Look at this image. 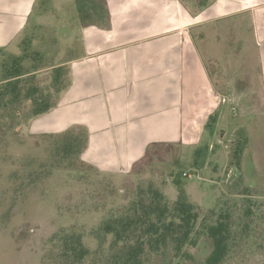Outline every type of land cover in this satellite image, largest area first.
<instances>
[{
  "label": "crops",
  "instance_id": "crops-1",
  "mask_svg": "<svg viewBox=\"0 0 264 264\" xmlns=\"http://www.w3.org/2000/svg\"><path fill=\"white\" fill-rule=\"evenodd\" d=\"M196 1L0 0V59H18L28 44L44 58L48 30L57 48V64L21 71L60 69L51 111L27 132L72 136L79 128L82 160L124 175L159 146L196 149L246 91L257 93L263 115L264 0ZM197 185L187 192L201 205L206 192ZM164 192L179 195L175 185Z\"/></svg>",
  "mask_w": 264,
  "mask_h": 264
},
{
  "label": "rangeland",
  "instance_id": "rangeland-1",
  "mask_svg": "<svg viewBox=\"0 0 264 264\" xmlns=\"http://www.w3.org/2000/svg\"><path fill=\"white\" fill-rule=\"evenodd\" d=\"M185 1L197 7L196 0ZM46 32L44 58L36 60L38 47L28 44L18 59H0V84L15 70L57 64L53 31ZM53 82L50 74H40L39 93L56 94L61 88ZM248 93L239 105L226 103V118L207 128L196 149L159 146L124 175L105 174L82 160L81 129H73L71 138L32 137L25 130L31 112L24 103L0 101V264H68L60 249L72 235L89 251L79 264H108L115 249L113 236L99 233L104 222L123 212L141 187L153 184L164 192L177 178L206 192L200 206L208 222L221 212L232 214L233 248L225 264H264V114L253 99L257 93ZM204 233L178 256L167 251L147 264H204L213 249Z\"/></svg>",
  "mask_w": 264,
  "mask_h": 264
},
{
  "label": "trees",
  "instance_id": "trees-1",
  "mask_svg": "<svg viewBox=\"0 0 264 264\" xmlns=\"http://www.w3.org/2000/svg\"><path fill=\"white\" fill-rule=\"evenodd\" d=\"M59 71V68H53L21 77L23 73L15 70L0 84V101L13 106L23 102L25 109L31 112L26 118L29 123L53 107L50 104L52 96L39 93L36 80L40 74H50L57 80ZM238 152L243 153V149L239 148ZM241 158L236 160L238 165ZM174 183L179 189V195L171 202L164 192L149 184L138 189L135 199L123 212L120 211L117 216L104 222L99 233L112 235L110 247L115 249L111 252L108 264H147L151 257L163 255L167 251L178 256L188 245H197L198 235L204 232L213 245L204 264H225L233 248L235 221L232 214L229 211L221 212L213 222H208V217L201 216L205 208L190 199L187 187L180 183L179 178ZM207 212L210 214L213 211ZM88 254L81 237L76 235L67 237L60 249V256L68 264H79Z\"/></svg>",
  "mask_w": 264,
  "mask_h": 264
}]
</instances>
